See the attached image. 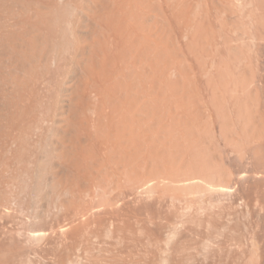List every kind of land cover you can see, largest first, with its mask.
<instances>
[{"label":"rangeland","instance_id":"374dc122","mask_svg":"<svg viewBox=\"0 0 264 264\" xmlns=\"http://www.w3.org/2000/svg\"><path fill=\"white\" fill-rule=\"evenodd\" d=\"M0 264H264V0H0Z\"/></svg>","mask_w":264,"mask_h":264},{"label":"bare ground","instance_id":"6f19581e","mask_svg":"<svg viewBox=\"0 0 264 264\" xmlns=\"http://www.w3.org/2000/svg\"><path fill=\"white\" fill-rule=\"evenodd\" d=\"M164 261H165V260H164ZM165 262H167V261H165ZM165 262H164V263H165Z\"/></svg>","mask_w":264,"mask_h":264}]
</instances>
